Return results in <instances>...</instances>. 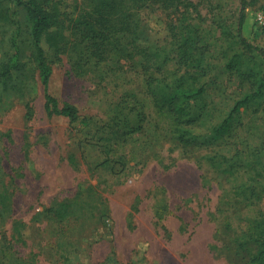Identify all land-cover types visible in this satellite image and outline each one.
<instances>
[{
    "label": "rangeland",
    "instance_id": "obj_1",
    "mask_svg": "<svg viewBox=\"0 0 264 264\" xmlns=\"http://www.w3.org/2000/svg\"><path fill=\"white\" fill-rule=\"evenodd\" d=\"M40 1L67 44L56 52L41 40L48 90L79 118L45 113L19 7V68L0 76V264H244L256 245L247 230L264 220V0L243 11L253 47L237 33L242 0H114L138 17L134 45L151 55L144 67L113 55L84 64L92 52L82 29L93 19L83 17L108 0ZM14 29L0 23V72ZM109 37L131 50V34ZM157 79L169 83V100L204 92L181 101L174 120L168 93L155 103ZM63 202L71 213L59 220Z\"/></svg>",
    "mask_w": 264,
    "mask_h": 264
},
{
    "label": "trees",
    "instance_id": "obj_2",
    "mask_svg": "<svg viewBox=\"0 0 264 264\" xmlns=\"http://www.w3.org/2000/svg\"><path fill=\"white\" fill-rule=\"evenodd\" d=\"M114 0L102 1L97 7H95L96 16L92 17V15L83 17L84 20H92V22L86 21L84 25L87 26L85 29H82L84 32V36H88V41L91 42L90 52H92V57H87L85 59L84 64H89L90 62L94 64H98L105 60L106 57L114 56L119 57L116 60V64H119V61L122 57H130V62L128 59L124 60V62H128L127 64L137 66L138 64L141 66H147L146 62L151 60V55L147 51L138 50L135 47V33L138 31V17L132 18V13L127 12L130 11L129 6L123 7L121 6L119 9V5L113 2ZM242 10L238 18L237 24V33L241 39V42L247 47H253L250 43H248L241 34V27L244 21V8L246 6V0H242ZM168 5V2L165 6ZM22 7L26 11V15L28 17L30 23V34L32 38L33 48H34V63L38 70V75L40 78V83L43 87V97L44 103L43 108L45 113L50 115H60L65 116L70 122H75L79 118V112L76 106L70 103H64L59 105L57 99L50 94L48 90L49 78L51 75V62L45 54L44 48L41 45L42 38L45 42L48 43L54 51L60 52L64 50L66 47V43L62 41V34L60 31L53 30V16L50 12H48L40 0H0V23L5 25H13L15 27L14 33L11 36V45L13 48L12 55L7 59L6 64L3 66L0 76L3 78L9 77L12 71L17 70L19 68V45L17 42V38L20 31V23L18 19V8ZM131 19H128L130 18ZM76 20H73L72 27H77ZM56 23V21H55ZM99 23V27H94L92 24ZM120 34L126 33L127 35H132L133 39L129 40L128 43L131 45V50H128V47L125 45H117V41L119 39H115V41L109 40V36L111 34ZM135 49V52L133 51ZM259 49V48H257ZM261 51V49H259ZM264 55V52L261 51ZM106 56V57H104ZM140 57L141 59H138ZM154 62V61H153ZM77 66V65H76ZM121 68V65L118 66ZM147 69V68H146ZM145 69V72H146ZM149 80H154L153 75L148 76ZM155 83V89L159 95H155V103L158 105L160 100L165 98V94L168 93V98L166 99L165 106L167 111L169 109L174 112H177L178 115L175 116L174 120H178L180 118V102L185 101L190 98H195L201 95L204 90L202 86L196 88L187 89V92L179 93L177 95H172L169 100V83L161 82V80L157 79ZM158 85L166 87L161 88ZM165 90L166 93L161 92V90ZM252 95L246 96L242 100H238L229 114L225 117L222 122V128H225L228 125V122L232 116V114L238 109L239 106L244 105L250 101ZM170 107V108H169ZM8 195L4 193L1 198L2 207L8 206ZM72 203L71 202H63L58 204L56 208H54L53 213L54 216L61 220L67 217L71 212ZM254 225L248 229L250 233L248 234V239L253 238L256 245L252 246L248 249V259L244 264H264V220L263 219H255ZM243 257V256H241Z\"/></svg>",
    "mask_w": 264,
    "mask_h": 264
},
{
    "label": "built area",
    "instance_id": "obj_3",
    "mask_svg": "<svg viewBox=\"0 0 264 264\" xmlns=\"http://www.w3.org/2000/svg\"><path fill=\"white\" fill-rule=\"evenodd\" d=\"M256 21L259 27L264 28V7L256 13Z\"/></svg>",
    "mask_w": 264,
    "mask_h": 264
}]
</instances>
